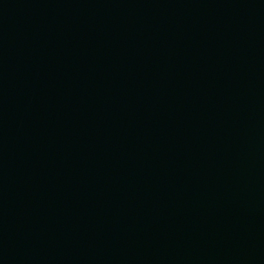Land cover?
Segmentation results:
<instances>
[{
	"label": "water",
	"instance_id": "95a60500",
	"mask_svg": "<svg viewBox=\"0 0 264 264\" xmlns=\"http://www.w3.org/2000/svg\"><path fill=\"white\" fill-rule=\"evenodd\" d=\"M0 264H264V0H0Z\"/></svg>",
	"mask_w": 264,
	"mask_h": 264
}]
</instances>
